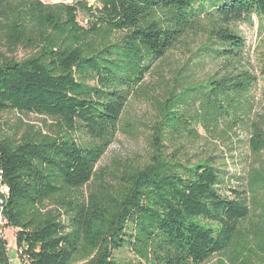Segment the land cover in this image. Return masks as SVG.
Masks as SVG:
<instances>
[{
    "label": "trees",
    "instance_id": "trees-1",
    "mask_svg": "<svg viewBox=\"0 0 264 264\" xmlns=\"http://www.w3.org/2000/svg\"><path fill=\"white\" fill-rule=\"evenodd\" d=\"M79 9L95 32L105 26L118 34L99 42L88 38ZM252 14H264V0H98L91 7L0 0V115L36 113L55 121L49 133L34 126L20 137L19 131L8 138L0 133L10 188L4 213L18 229L16 244L25 248L27 264H136L115 259L124 247L147 264H204L235 242L236 222L250 208L242 190L232 189L237 199H230L217 189L224 162H182L164 144L167 131L171 138L180 132L196 136L193 122L215 130L226 113L242 110L256 77L246 63V38L230 24ZM202 18L211 28L199 56L223 60L220 70L200 91L187 87V107L184 80L176 85L151 162L113 179L98 176L97 163L129 96ZM19 46L40 49L39 55L18 62L8 54ZM140 50L147 55H138ZM192 101L199 105L195 116L189 113ZM77 133L86 140L78 141ZM249 145L255 153L264 150L259 127ZM90 182L86 198L83 188ZM48 202L58 209H47ZM6 249L0 237V264L9 262Z\"/></svg>",
    "mask_w": 264,
    "mask_h": 264
},
{
    "label": "rangeland",
    "instance_id": "rangeland-1",
    "mask_svg": "<svg viewBox=\"0 0 264 264\" xmlns=\"http://www.w3.org/2000/svg\"><path fill=\"white\" fill-rule=\"evenodd\" d=\"M44 2L98 6V0H44ZM205 19L202 18V25H197L194 30L182 35L180 38L184 39L166 56L155 62L150 73L144 76L142 85L129 96L117 129L111 136L110 144L97 163L98 176L113 179L115 173L124 174L126 171L129 172L131 167L143 166L151 162L152 156L159 152L155 145L162 134L160 128L165 119L166 106L171 102L170 98L173 99L172 92L175 91V94L179 92L176 85L180 80H184L183 86L186 87L181 89L183 91L181 96L184 107H187L190 101L188 96L191 94L187 87H198L197 91H200L210 77L220 70L223 60L215 61L199 56V48L204 38L209 37L211 28ZM78 22L87 32V37L94 41L99 42L100 39L118 34L105 26H101L95 32L91 18L82 9L78 10ZM230 27L238 29L246 38V63L250 72L256 77L244 100L242 110L237 115L232 112L226 113L215 130L211 128L212 126L206 130L203 123L193 122L189 128L196 132V136L180 132L171 138L173 135L167 131L165 135L170 137V140L164 145L169 154L176 152L182 162L192 158L196 163L205 161L208 157H212L213 164L217 166L221 165L220 161L224 162L223 168L226 174L216 184L217 189L221 193L226 191L230 199H237L232 189L245 192L244 198L250 213L247 218L236 222L235 242L222 252L216 253L204 264H264V232L261 227L264 226L261 223L262 214H264V150L255 153L250 150L249 145L255 127H259L264 133V14H252L239 22H232ZM39 52L40 49L19 46L12 55H8L21 62L37 57ZM86 54L89 55L88 52ZM140 54L147 55L143 50H140L138 55ZM189 108L190 115L195 116L199 105L192 101ZM53 124L55 121L51 118L36 113L22 115L15 111H6L0 115L2 138L13 136L17 131L20 137L29 126L49 133ZM76 139L83 142L86 137L82 133H77ZM0 166L3 170L1 162ZM3 179L5 183L4 170ZM93 184L90 182L83 188L86 198ZM47 209L55 212L58 207L53 202H48ZM1 214L0 237L7 241L8 264H27L29 256L25 248L18 247L16 244L18 229L8 225L4 207ZM206 225L217 228L215 224ZM115 256L118 262L147 264L143 256L130 250L129 247L116 251ZM84 262L86 260L79 261L77 264Z\"/></svg>",
    "mask_w": 264,
    "mask_h": 264
},
{
    "label": "built area",
    "instance_id": "built-area-1",
    "mask_svg": "<svg viewBox=\"0 0 264 264\" xmlns=\"http://www.w3.org/2000/svg\"><path fill=\"white\" fill-rule=\"evenodd\" d=\"M10 189L9 187L4 183L3 179V170L2 167L0 166V218H1V213H2V208L4 207L6 203V199L9 195Z\"/></svg>",
    "mask_w": 264,
    "mask_h": 264
}]
</instances>
